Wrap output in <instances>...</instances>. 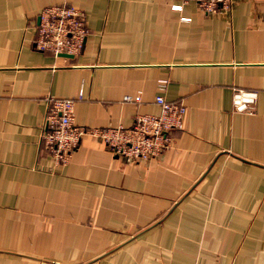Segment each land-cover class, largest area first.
Returning <instances> with one entry per match:
<instances>
[{
	"label": "crops",
	"instance_id": "crops-1",
	"mask_svg": "<svg viewBox=\"0 0 264 264\" xmlns=\"http://www.w3.org/2000/svg\"><path fill=\"white\" fill-rule=\"evenodd\" d=\"M64 4L88 29L71 59L34 46L40 12ZM235 89L256 93L251 111L232 110ZM79 91V127H130L162 96L186 108L183 130L150 161L84 137L55 166L47 99ZM0 264H264V0L215 15L190 0H0Z\"/></svg>",
	"mask_w": 264,
	"mask_h": 264
},
{
	"label": "built area",
	"instance_id": "built-area-1",
	"mask_svg": "<svg viewBox=\"0 0 264 264\" xmlns=\"http://www.w3.org/2000/svg\"><path fill=\"white\" fill-rule=\"evenodd\" d=\"M205 15L229 11L234 0H190ZM179 9L180 6H174ZM88 35L85 14L69 5L44 8L38 16L34 41L35 49L55 58L80 55ZM69 59V58H65ZM166 81H159L164 91ZM83 98L79 91L76 99H47V111L40 134L42 150L55 166L67 165L72 153L84 137L96 139L113 156L129 163L146 162L158 158L171 147L170 133L184 127L186 108L179 103L167 102L162 96L155 99L160 108L157 115L138 114L130 127L87 129L75 125L74 106ZM141 95L125 96L126 103L137 104ZM256 100L252 91L234 90L232 110L236 113L251 111Z\"/></svg>",
	"mask_w": 264,
	"mask_h": 264
},
{
	"label": "water",
	"instance_id": "water-1",
	"mask_svg": "<svg viewBox=\"0 0 264 264\" xmlns=\"http://www.w3.org/2000/svg\"><path fill=\"white\" fill-rule=\"evenodd\" d=\"M62 57H65V56H62ZM65 58H70L71 59V57H65Z\"/></svg>",
	"mask_w": 264,
	"mask_h": 264
}]
</instances>
